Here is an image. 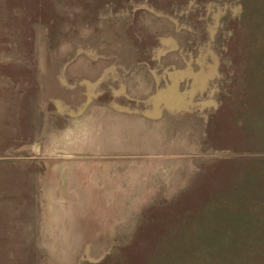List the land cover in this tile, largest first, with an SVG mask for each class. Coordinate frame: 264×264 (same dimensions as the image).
I'll return each mask as SVG.
<instances>
[{"label": "rangeland", "instance_id": "obj_1", "mask_svg": "<svg viewBox=\"0 0 264 264\" xmlns=\"http://www.w3.org/2000/svg\"><path fill=\"white\" fill-rule=\"evenodd\" d=\"M238 1L0 0V264H144L196 195L264 180Z\"/></svg>", "mask_w": 264, "mask_h": 264}, {"label": "trees", "instance_id": "obj_2", "mask_svg": "<svg viewBox=\"0 0 264 264\" xmlns=\"http://www.w3.org/2000/svg\"><path fill=\"white\" fill-rule=\"evenodd\" d=\"M225 23L226 31L218 34L217 41L223 43L226 33L229 46L239 39L235 46L243 48L239 58L244 62L250 66L264 62V19L255 23L226 17ZM241 92L235 101L234 115L240 118L236 140L264 150V79H249ZM221 102L211 116L212 129L219 125ZM253 162H264V158ZM238 178L206 195H196L193 211L183 213L188 218L173 231L172 239L151 246L144 264H264V180L254 182L249 173Z\"/></svg>", "mask_w": 264, "mask_h": 264}, {"label": "crops", "instance_id": "obj_3", "mask_svg": "<svg viewBox=\"0 0 264 264\" xmlns=\"http://www.w3.org/2000/svg\"><path fill=\"white\" fill-rule=\"evenodd\" d=\"M261 0H253V2H249L250 4L254 5V14L253 13H249L247 12V8H242V1L239 0L238 4H239V8L238 10V19H253V20H262L264 19V16L262 15L263 9H262V5H264V2L261 3ZM248 3V4H249ZM247 4V2L245 3ZM260 11V12H258ZM258 15H262V16H258ZM239 65H241V67H239V71H237L238 73V77L236 76L235 78H239V79H243L246 81L244 83V85L248 82L249 79H253V80H261L264 79V72L262 71V73L258 70L260 69H264V62H258L255 63V65L250 66L249 64H247L246 62H238Z\"/></svg>", "mask_w": 264, "mask_h": 264}]
</instances>
